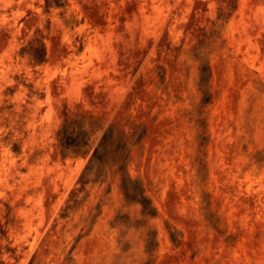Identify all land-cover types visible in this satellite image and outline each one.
Instances as JSON below:
<instances>
[{
  "label": "rangeland",
  "instance_id": "374dc122",
  "mask_svg": "<svg viewBox=\"0 0 264 264\" xmlns=\"http://www.w3.org/2000/svg\"><path fill=\"white\" fill-rule=\"evenodd\" d=\"M0 264H264V0H0Z\"/></svg>",
  "mask_w": 264,
  "mask_h": 264
}]
</instances>
